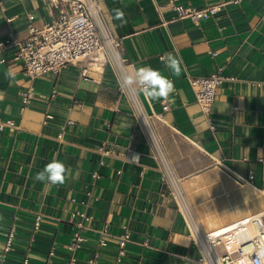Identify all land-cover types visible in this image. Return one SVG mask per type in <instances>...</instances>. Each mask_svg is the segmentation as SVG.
Segmentation results:
<instances>
[{"label": "crops", "instance_id": "0c3cea01", "mask_svg": "<svg viewBox=\"0 0 264 264\" xmlns=\"http://www.w3.org/2000/svg\"><path fill=\"white\" fill-rule=\"evenodd\" d=\"M223 1L102 0L127 72L150 65L174 81L166 100L139 98L189 216L168 194L110 67L88 64L91 80L82 78L85 63L31 78L15 60L18 46L0 53V116L17 127L0 130V264H199L192 226L208 233L264 212V0H241L197 23L174 9ZM58 16L45 0H0V42L23 40ZM167 53L182 59L179 77L164 68ZM218 71L234 81L218 89L207 116L189 79ZM54 156L75 178L48 187L34 177ZM126 231L131 242L121 249Z\"/></svg>", "mask_w": 264, "mask_h": 264}, {"label": "built area", "instance_id": "2783aa9c", "mask_svg": "<svg viewBox=\"0 0 264 264\" xmlns=\"http://www.w3.org/2000/svg\"><path fill=\"white\" fill-rule=\"evenodd\" d=\"M55 11L59 12L58 19L38 29L33 26L29 35L23 40H16L13 34L0 42V53L10 46H18L19 51L15 57L24 67L29 77L42 76L49 72L58 73L61 69L85 63L82 78L91 80L88 76L89 66L92 63H102L112 69L118 80L120 91L127 97L133 115L145 132L154 159L162 173L163 182L168 194L175 199L178 206L189 213L185 205V195L179 188V181L171 175L172 168L168 161H164L156 148L151 136V117L143 109L139 96L131 94L124 86V75L127 72V63L123 55V39L115 36L103 18L102 0H45ZM241 0H225L219 4L202 9H185L183 6H174L179 16L189 17L194 22L207 19L219 14L229 5H237ZM0 64H5V59ZM234 81L218 71L208 77L190 78V86L194 92L196 102L207 116L211 115V107L215 101L218 89L226 82ZM32 92L22 94V111L28 108ZM164 104L163 109L168 110ZM210 124L211 119L208 118ZM9 128L15 130L13 120L4 121L0 116V130ZM153 128V125H152ZM154 129V128H153ZM155 131V130H154ZM156 133V132H155ZM255 175L250 172L248 181ZM247 181L242 180V183ZM189 218V217H188ZM192 241L200 251L199 264H237L241 259L247 261L253 257L257 243H264V212L240 219L231 225L216 231L202 233L197 228H191ZM13 233L6 242L5 251H9L12 244ZM80 240V239H79ZM229 241L234 242L230 247ZM131 242V234L124 232L120 236V248L123 249ZM80 246L79 242L68 246L74 250ZM24 264H27L25 261Z\"/></svg>", "mask_w": 264, "mask_h": 264}, {"label": "clouds", "instance_id": "9594fccd", "mask_svg": "<svg viewBox=\"0 0 264 264\" xmlns=\"http://www.w3.org/2000/svg\"><path fill=\"white\" fill-rule=\"evenodd\" d=\"M114 19L121 21V26L126 24L124 12L114 9ZM3 61H0L2 63ZM164 68L172 76L179 77L185 69L182 66V59L173 53H167L166 59L162 61ZM14 73L9 69L5 72V79H14ZM124 86L135 96H143L147 100L161 101L168 99L175 92L174 81L166 76L161 69L153 68L150 65L134 67L124 75ZM70 169L55 156L50 162L38 171L34 179L48 187L63 185L66 180L73 179ZM238 264H264V243H257L253 257L247 261L241 259Z\"/></svg>", "mask_w": 264, "mask_h": 264}, {"label": "bare ground", "instance_id": "6f19581e", "mask_svg": "<svg viewBox=\"0 0 264 264\" xmlns=\"http://www.w3.org/2000/svg\"><path fill=\"white\" fill-rule=\"evenodd\" d=\"M152 140L154 141V139L152 138ZM154 144H155V146H156V143H155V141H154ZM157 148V147H156ZM171 175L173 176V174H172V172H171ZM229 244L231 245L230 247H233L234 246V242L233 241H229ZM240 261V260H239ZM238 261V262H239ZM246 261V260H245ZM238 262H237V264H238Z\"/></svg>", "mask_w": 264, "mask_h": 264}]
</instances>
